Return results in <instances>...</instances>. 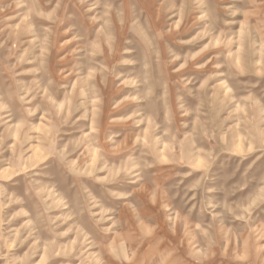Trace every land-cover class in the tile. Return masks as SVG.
<instances>
[{
  "label": "rangeland",
  "instance_id": "1",
  "mask_svg": "<svg viewBox=\"0 0 264 264\" xmlns=\"http://www.w3.org/2000/svg\"><path fill=\"white\" fill-rule=\"evenodd\" d=\"M0 264H264V0H0Z\"/></svg>",
  "mask_w": 264,
  "mask_h": 264
}]
</instances>
